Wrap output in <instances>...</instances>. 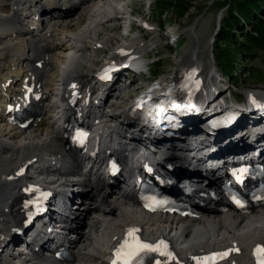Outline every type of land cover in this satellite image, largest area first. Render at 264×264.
<instances>
[{"label":"bare ground","instance_id":"obj_1","mask_svg":"<svg viewBox=\"0 0 264 264\" xmlns=\"http://www.w3.org/2000/svg\"><path fill=\"white\" fill-rule=\"evenodd\" d=\"M69 1L71 0L24 1V4L30 3L39 7L41 14L39 22L49 25L45 28L43 36H40L37 42L32 45L31 43L34 39L30 38L26 40V34L14 36L13 24L17 18L16 12H13L11 15H0V63H3V77L1 79L3 85H5L9 79L25 74V69L33 62L42 61V69L36 70L35 75L39 78L41 86L44 88L47 87L49 92L53 93L56 89L57 84H59L58 77L61 75L63 69L69 79H73L79 82L81 86L86 87L90 85L89 78L93 76H88V73H92V67L98 63L97 61L95 62V60L91 61L88 59V66L85 64L87 60L85 53L92 44L95 45V48H93L94 52L103 51L102 49H104L107 43H115V45L118 46L117 49H119H116L117 51L113 52L104 64V68L107 69L109 65H115L112 71V77H114V74L119 75L120 73H124L125 71L123 69L130 68V64L132 63L129 62V64L124 62L127 55L131 54L130 57L135 56L139 58V51L137 50L140 44L137 43L136 40L129 39L127 35L120 34L118 38L109 36L101 43L102 45H97L100 43H96V39H100L99 35L105 30L110 31V29H112V31L117 32L126 27L127 22L131 27L133 26L132 22L128 21V18L122 14L124 9L118 8L119 6L111 5L113 13L109 15L107 10L111 2H103V5L101 4L98 9H94L99 5L101 0H83L80 7H68L65 10H61L62 7H66L69 4ZM114 1L119 3V0ZM104 4H108L109 6L107 5L108 7L105 8ZM1 10L5 12L8 10L7 0H0V11ZM80 11L84 12L80 13ZM78 13H80L79 16L90 17L91 24L93 23V25L89 23V26L86 25L83 30L74 28L73 26L77 25V22L79 23L80 18ZM47 18L49 19L48 22L46 21ZM108 24H113V26L107 27L109 26ZM29 25L30 24H28L27 27H29ZM71 27L73 28L71 29ZM196 30L197 25H194L188 31L196 35ZM167 35L170 37V43L173 44L175 49L181 46L182 34L168 33ZM51 40H53V42H51ZM124 41L129 44L126 48L123 47ZM158 48H160V45H157L155 48L146 46V50L142 56L143 62L139 68V81L137 83L132 81L134 84L139 83V86H144V88L136 87L141 94L138 98L140 101L142 100L140 102L141 106L132 113L131 118L128 116V111L117 115L112 114L109 117L110 120H106V123H118L115 124L114 128H110L111 131H114L116 134L115 140L121 138L119 130L124 126H129L133 130L141 132L150 129L151 131L149 132L147 141H150V144L153 146H156L157 143L152 142L150 136L155 134L160 138H166L168 144L171 145V152H173V154L179 151L175 149V146L178 148L186 147L192 149L195 143L198 146H202L203 144L201 142L211 147L218 145L230 151L233 145L237 144L235 143L237 139L240 138L238 141L246 139V136L242 135L240 131H264V90L257 89L256 91H245L241 101L237 98L234 99L230 95L223 97L227 88L219 85L220 81L214 78L216 76L214 66H211L210 69L207 70L208 66L202 62V46L197 38L193 44L192 60L190 62L180 61L179 68L175 71L171 81L168 82L169 84L161 87V82L158 79L163 73L159 72L157 69L156 75H153V71L155 70L153 66L158 62L161 63L162 59L150 61V58L154 57L153 49L158 50ZM73 49L76 50L78 57L75 58L72 64L68 65L66 53ZM59 52L61 54H59ZM53 53L54 55L51 56ZM30 55H34V61H29ZM117 59H120V62H117ZM19 65L21 69L18 67ZM64 65H68L67 68ZM85 68L87 69L86 72L84 71ZM189 68H195L196 72H194V77L197 76L198 85L193 88V93L190 97L191 100L187 101L184 99L185 92L192 86L191 84H186V76H188L186 72L187 70L189 71ZM48 73L50 77L48 80H45ZM174 76H176V78H174ZM256 77H258V73ZM222 80L224 81L223 78ZM154 84L157 85V89L149 92V87ZM217 86L221 87V89ZM117 90L118 88H111L106 95L105 105H108L110 109L117 107V98L112 97ZM220 91L222 92L219 93ZM213 92L217 93L218 95L216 94V97L220 98L218 102L211 101L212 104L210 105L208 101H210ZM149 95L150 97H148ZM137 96L138 95L132 94L130 98ZM71 97H73V95H71ZM112 98L113 101L109 103ZM252 98H254L257 103L260 102L263 107L261 109H254L253 106L256 104H250ZM126 100L127 99H125V101ZM136 100H134V102ZM158 100H160L159 105L156 107ZM128 101L131 100L128 99ZM227 101L229 102L225 103ZM134 102L130 104L131 107L135 105ZM222 102L224 105L221 104ZM231 103L238 105L240 109L234 105L228 106V104ZM54 106V101H49V98H46L41 103H37L34 106L32 115H30V117H33L32 123L23 133H18L9 130L8 127V129L4 127L6 116L0 113V248L2 246L4 247L6 238L12 236L9 230L23 225L22 215L24 210H13L17 204L26 201L24 196H28L24 194L22 188L28 181L21 172L22 168L25 164L40 158L45 153L49 152L52 155H56L58 158V154H61L58 152L65 150L64 134L54 130V123H51V119L54 116H48L49 111H52ZM181 108L183 111V121L180 120L177 122L173 120L174 118H171L170 112ZM149 111H151V113ZM226 111L230 112L225 114ZM209 112H214L217 115L214 117L215 122L218 123L217 126L215 125L214 119L208 116ZM53 113L55 112L53 111ZM157 114L160 115V119H157ZM118 118H120L121 121ZM136 119H140L142 122L137 124ZM261 136H264V132L255 133L253 135L255 138ZM173 154H171V156L179 158L177 155ZM60 163L64 167H67V169L58 180H64V182L67 183V185H64L66 188H81V191L75 193L73 196L83 198V202L80 205L81 207L76 211H72L71 209L72 220H70V227L67 232L68 235L72 234L75 237L74 239L68 237L70 240V251L72 253V261L70 264H92L97 260L100 261L101 257L105 256V251L109 244L118 239L119 231H122L124 225L134 220L145 222L147 225L150 223L154 225L156 222H161V219H144L141 216H132L123 211L122 207L109 195V190L104 186V183L99 177L93 179L89 177L80 178L78 174L80 162L76 155L64 156L63 159L60 160ZM76 175L79 178L76 177ZM70 179H78L80 182L69 185L68 182ZM73 192L72 190L71 193ZM251 215L257 217V214L254 213H251ZM245 219L249 222L251 220L248 217L240 215L231 216L229 214H221L207 219L193 220L192 223H188L189 225L183 223L184 225L181 233H178L180 230L173 226L171 227V231H175V241L177 243L180 241L179 245L188 243L192 239L193 233H195V235L200 233H202L201 235H210L211 231H213L212 235H214L215 233L224 231L228 234V239L222 241L221 244L227 243L231 247V250H233V248H238V251L235 257H232L222 264H242L235 262L240 258L245 259V264H256V259L253 254V244L248 247L247 245H243L242 242L244 238L252 232V228H256L255 230H258V233L264 234V230L261 227L258 225L255 227L256 224H260L262 221H252V227L248 234H237L238 231L248 228ZM115 220L119 222L114 223ZM167 222L168 221H163V224L166 225ZM191 224L201 225L204 230L199 228L200 231L197 229L194 230V232L189 229L192 227ZM103 226L105 229L104 232L107 229L110 231L112 228V230L109 233L105 232L108 236L107 241L104 239L103 246L99 248L98 246L101 244L94 241V235H96L95 233ZM171 231H169V234ZM105 234H103L104 238ZM259 243L264 246L263 240H260ZM203 244L202 242L190 244L182 255H179L180 253L177 252L178 259H172L168 261V264H197L195 258H202V250H211L221 245L219 243L208 245L207 242ZM182 247H184V245ZM88 249L92 252L87 253L86 251ZM167 260L168 259L164 261ZM0 262H2L1 258ZM103 263L105 262H100V264Z\"/></svg>","mask_w":264,"mask_h":264},{"label":"rangeland","instance_id":"obj_2","mask_svg":"<svg viewBox=\"0 0 264 264\" xmlns=\"http://www.w3.org/2000/svg\"><path fill=\"white\" fill-rule=\"evenodd\" d=\"M154 1L155 0H130V4L127 0H119V3H117V1H113L109 4L110 5V9L108 8L107 12H109V15L112 12V6H118V8L124 9L125 5L126 7H128V9H133L135 14L134 16L136 17L135 20L134 18L130 20L131 21H135L134 22V27L133 32L131 33V39L132 40H136L137 43H139L140 45L138 46L139 48H142V52H145L146 50V46H150V48H155L157 47V45H160V48L157 49H153L154 52V57L150 58V61H156V60H160L162 59V62L160 63V67H158V71L162 72L163 74L159 77V81L161 82V87L164 85H168L169 81H171L172 76L174 75L175 71L178 70L179 65H180V61L183 62H190L192 60V56H193V44L195 43V39L197 38L202 46V62L207 65V70L210 69L211 66H214L215 71H216V76L213 77L216 80L220 81L221 86H224L225 88H227L225 90V93L223 94V97H227V96H232L234 99L237 98L239 101H241L243 99V93L245 91L251 90V91H256L258 90H264V46H262L261 48L258 47H254L253 46V51H251L249 54H247L246 56H240L239 54H234L235 52H232L234 55H232L233 59H235L237 65H235L233 67V70H235V72H232V76L233 78L230 79L224 72L223 68L220 66L219 62L216 60V55H217V51H216V44L218 41V38L221 35V23L223 18L226 17L227 14V2H225V0H182L185 3H188L189 8L188 11L186 12V14L184 16H179L177 15V11L175 10V8L172 7H164V6H160L159 9H166L164 11L162 10H158V12H156L155 7H154ZM108 4H106L105 6H107ZM108 5V6H109ZM112 5V6H111ZM107 6V7H108ZM124 9V11H122L127 18V13L129 12V10ZM106 11V10H105ZM84 12V11H80ZM161 13V16L158 15V13ZM78 13V16L79 14ZM137 16L142 17L144 19V21H147V30L145 29H140V32H137L138 29V24H139V19H137ZM79 23L77 22V25L73 26L74 28H79L80 30H83V28H85V26H89L93 25V23L91 24V19L90 17L87 16H79ZM103 19V18H102ZM161 23V24H160ZM110 26H113V24H108ZM127 25V24H126ZM197 25V30H196V35H193L191 32H189L188 30L194 26ZM248 25L249 23H246L245 26L248 29ZM71 27V29L73 28ZM159 27V29H158ZM127 30V28H125V31ZM139 30V29H138ZM116 33V34H115ZM168 33H177V34H182V44L181 46H179L177 49H175V47L173 46V44L170 43L171 40H169L170 37H168ZM109 36H115V37H120V30L119 31H112V29L109 30H105L101 33V35H99L100 39H96V43H100L97 45H102L101 43L104 42ZM233 40L236 43H240L241 40L240 38L244 37L243 35H241L239 33V31L235 30L234 33L232 34ZM141 37L144 38V40H141ZM131 40V41H132ZM125 42V41H124ZM123 42V44H125ZM136 43V44H137ZM231 43V41L229 42ZM122 44V45H123ZM138 45V44H137ZM230 45H221L222 49H227L226 47ZM118 46L115 45V43H107V45L104 46V49H102L103 51H99L94 52L93 48H95V45H90L89 49H87L85 56L87 58V60L85 61V64L88 66L89 62L88 59L95 60V62H100L102 59H106L108 56H110L113 52L117 51ZM232 48V46H231ZM117 49V50H116ZM72 51H75L74 49ZM113 51V52H112ZM59 54H61L59 52ZM75 54V53H74ZM98 64V63H97ZM226 66V65H225ZM99 66H96V64L92 67V69L94 68H98ZM156 67V66H155ZM227 67V66H226ZM252 69L256 72V74L258 73V77H256V74H254V72L252 71ZM250 70V71H249ZM84 71L86 72L87 69L85 68ZM63 72V70H62ZM2 70H1V65H0V78L2 77ZM92 75V73H88V76ZM222 78L224 79V81L222 80ZM256 78V79H255ZM59 79V77H58ZM170 79V80H169ZM139 83L138 84H134L133 86H131L130 88V94H134L137 95L140 91L136 89V86L139 87ZM218 88L221 89V87L217 86ZM137 90V91H135ZM141 90V89H140ZM222 91H220L219 93H221ZM215 92L212 93L211 95V99L210 101H208V103L211 105V101L213 102H218L220 97H216ZM218 95V94H217ZM113 100V99H112ZM134 100V98H133ZM120 101L117 102V107L112 108L114 110V114L117 115L119 113H126L128 112V109L130 107V104L132 103V101ZM215 100V101H214ZM217 100V101H216ZM229 101L225 102L228 103ZM110 103V102H109ZM244 103V102H243ZM214 104H218V103H214ZM223 104V102L221 103ZM224 105V104H223ZM234 104H228V106H233ZM245 105V103H244ZM235 107L239 108L238 105H234ZM240 109V108H239ZM238 111V110H237ZM230 111H226L225 114L229 113ZM208 116L211 117V119H214L215 122V118L217 115L214 112H209ZM120 120V118H118ZM117 119V120H118ZM108 120H110V118H108ZM117 122V121H116ZM213 122V123H214ZM216 123V122H215ZM113 124V123H112ZM216 126L218 125V123L215 124ZM71 189V188H70ZM119 222L118 220H115L114 223ZM245 223L247 225L248 228H246L245 230L242 231H238V233H247L249 232V230L251 229V222L246 221L245 219ZM102 224V223H101ZM100 224V226H101ZM152 223L145 225L144 228L147 231H151L152 230L154 232H156V228L157 225L161 226V225H165L163 223L160 222H156L154 223V225H151ZM157 224V225H156ZM197 224V223H196ZM264 225V223L262 222L260 225ZM151 225V226H149ZM156 225V226H155ZM183 223H178V224H173L171 223V226H175L178 230V233H181V231L183 230ZM186 225H189L188 223ZM192 225V224H191ZM154 226V227H153ZM106 227V226H105ZM153 227V228H151ZM196 227V228H195ZM199 228H202V226L200 225H192V227H190L189 229L191 230H199ZM104 226L100 228V230L95 233L96 235H94V241L98 242V243H103L105 240L107 241V235L105 234V232L109 233L111 232V230L108 231L106 230L104 232ZM201 230H204L203 228ZM253 230V229H251ZM258 231V230H257ZM257 231H252L248 234V236H246L244 238V241L242 242L243 245H247L248 247L251 246L256 240H263L264 241V234H260ZM104 232V233H103ZM177 232V230H176ZM195 232V231H194ZM105 234V238L103 237ZM175 234V233H173ZM200 234H196L193 233L192 235V239L188 242V243H184L182 245H180L181 247L184 246H189L190 244L194 243V242H199L202 244L207 242L208 245H212L215 243H219L221 244L222 241H226L227 238V233H225L224 231H220L218 233L213 234V231H211L210 235H201ZM217 234V235H216ZM103 237V238H102ZM105 239V240H104ZM225 239V240H224ZM104 240V241H103ZM205 245V244H203ZM99 248L101 246H98ZM105 250V249H104ZM88 252H92L90 249H88L86 251ZM105 257L102 256L101 260H97L95 261V263L92 264H100L101 261H104ZM238 263H242L245 264V259H239L238 261H235Z\"/></svg>","mask_w":264,"mask_h":264},{"label":"trees","instance_id":"obj_3","mask_svg":"<svg viewBox=\"0 0 264 264\" xmlns=\"http://www.w3.org/2000/svg\"><path fill=\"white\" fill-rule=\"evenodd\" d=\"M225 2H227V14L222 20L221 35L215 46L217 51L216 60L223 68L225 74L232 79V72H235L233 67L237 65L232 55L239 54L243 57L253 51V46H259L260 48L264 46V0H225ZM160 6L175 8L179 16H184L189 8L188 3L182 0H155L154 7L156 12L158 10H166L159 9ZM161 13H158V15L161 16ZM246 23H249L248 29L245 26ZM235 30L244 36L240 38V43H236L233 40L234 36L232 34ZM230 41L231 43H229ZM222 44L230 45L226 47L227 49H222ZM232 52L235 53L233 54ZM159 65L160 62L154 65L156 67L153 75H156ZM252 71L256 74L253 69Z\"/></svg>","mask_w":264,"mask_h":264},{"label":"snow or ice","instance_id":"obj_4","mask_svg":"<svg viewBox=\"0 0 264 264\" xmlns=\"http://www.w3.org/2000/svg\"><path fill=\"white\" fill-rule=\"evenodd\" d=\"M32 191H36V189H32ZM135 231L137 230H130L126 239L117 248L114 253L117 259L113 264H144V256L149 253H157L159 256L168 258L164 262L157 260L155 264H168V261L174 259L165 242L161 241L157 245L143 243L134 235ZM253 254L256 264H264V247L257 246ZM227 255L228 253H220L202 257L197 260V264H216L217 259L226 258Z\"/></svg>","mask_w":264,"mask_h":264}]
</instances>
